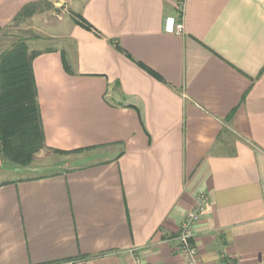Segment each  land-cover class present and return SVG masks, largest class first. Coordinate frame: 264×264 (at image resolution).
I'll list each match as a JSON object with an SVG mask.
<instances>
[{"label":"crops","instance_id":"0c3cea01","mask_svg":"<svg viewBox=\"0 0 264 264\" xmlns=\"http://www.w3.org/2000/svg\"><path fill=\"white\" fill-rule=\"evenodd\" d=\"M35 1L0 0V27ZM70 12L32 68L46 147L79 164L4 180L0 160V264H183L201 194L199 264H264V0Z\"/></svg>","mask_w":264,"mask_h":264},{"label":"trees","instance_id":"16d2710c","mask_svg":"<svg viewBox=\"0 0 264 264\" xmlns=\"http://www.w3.org/2000/svg\"><path fill=\"white\" fill-rule=\"evenodd\" d=\"M29 4L13 18H29L35 8ZM77 19V16H74ZM86 30L100 33L80 19ZM115 48H118L114 44ZM39 52L30 51L25 41L15 42L9 50L0 53V160L19 168L29 167L35 154L48 149L45 144L37 88L32 63ZM64 67L66 65L64 63ZM60 155L70 153L51 150ZM80 151H74L79 153Z\"/></svg>","mask_w":264,"mask_h":264},{"label":"rangeland","instance_id":"374dc122","mask_svg":"<svg viewBox=\"0 0 264 264\" xmlns=\"http://www.w3.org/2000/svg\"><path fill=\"white\" fill-rule=\"evenodd\" d=\"M70 3L71 0H36L33 2L32 4L36 6L29 18H21L16 22L12 19L11 23L0 27V53L9 50L15 42L20 40L26 42L30 51L36 52L58 46L59 37L66 30V24L70 23L53 22L71 14ZM64 156L66 155L56 154L50 149L40 150L35 154L32 164L26 167L29 170L24 171L22 168L8 164L10 169L16 170L8 171L2 178L9 180L16 177H37L65 171L79 164V161L74 160L76 156H72L74 159Z\"/></svg>","mask_w":264,"mask_h":264},{"label":"built area","instance_id":"2783aa9c","mask_svg":"<svg viewBox=\"0 0 264 264\" xmlns=\"http://www.w3.org/2000/svg\"><path fill=\"white\" fill-rule=\"evenodd\" d=\"M180 8H182V1H179ZM183 30L181 23L174 24V32L181 34ZM207 197L203 194L199 195L196 200V204L192 210L188 211L185 218L179 225V231L177 235V253L183 259V264H199L198 253L193 245V238L195 234L196 226L202 213L206 209Z\"/></svg>","mask_w":264,"mask_h":264}]
</instances>
